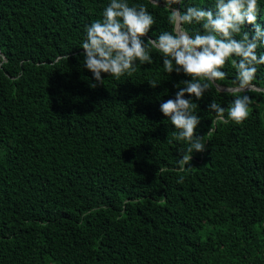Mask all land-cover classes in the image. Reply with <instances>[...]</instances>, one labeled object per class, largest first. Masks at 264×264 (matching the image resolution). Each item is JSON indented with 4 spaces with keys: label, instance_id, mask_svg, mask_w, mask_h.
Instances as JSON below:
<instances>
[{
    "label": "trees",
    "instance_id": "obj_1",
    "mask_svg": "<svg viewBox=\"0 0 264 264\" xmlns=\"http://www.w3.org/2000/svg\"><path fill=\"white\" fill-rule=\"evenodd\" d=\"M109 2L0 0V264H264V91L247 93L240 124L208 110L231 94L194 101L206 146L181 171L189 144L159 106L187 77L149 46L150 65L91 87L80 47ZM128 3L153 14L150 37L172 31L163 0ZM222 70L228 87L231 59ZM253 83L264 89V65Z\"/></svg>",
    "mask_w": 264,
    "mask_h": 264
},
{
    "label": "clouds",
    "instance_id": "obj_2",
    "mask_svg": "<svg viewBox=\"0 0 264 264\" xmlns=\"http://www.w3.org/2000/svg\"><path fill=\"white\" fill-rule=\"evenodd\" d=\"M153 7H160V0H151ZM179 5V7H176ZM172 31H162L152 38L154 16L147 5H130L128 0H110L103 9L102 18L86 26L85 38L80 48L83 52L84 68L92 73V88L103 86V74L116 79L136 71L140 65L151 64V48L161 53L162 66L167 74L181 73L188 79L181 80L174 98L160 103L159 111L170 120L177 130L176 140H185L187 153L178 163L181 171L192 161L193 151H205L203 136L197 135L201 119L194 114L198 106L194 101L203 99L212 87L218 92L234 96L227 108L212 100L208 110L215 114L213 123H243L249 116L252 97L247 93L262 92L253 83L258 66L264 65V53L257 49L264 45V27L257 22L260 12L258 0H215L212 7L185 6L183 0H163ZM264 19V18H261ZM200 25L190 34L184 25ZM246 25L251 28L246 31ZM240 34L241 38L236 36ZM147 38V42H145ZM235 57V58H233ZM231 59L235 77L225 87L217 82L227 77L223 71ZM155 81L150 87L155 88ZM187 94L188 98H185ZM195 98V99H193ZM215 131L209 127L207 134Z\"/></svg>",
    "mask_w": 264,
    "mask_h": 264
}]
</instances>
